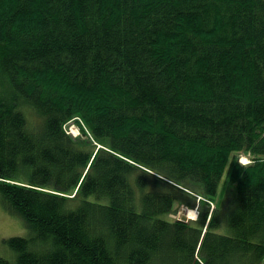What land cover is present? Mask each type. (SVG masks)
Instances as JSON below:
<instances>
[{
	"label": "trees",
	"instance_id": "16d2710c",
	"mask_svg": "<svg viewBox=\"0 0 264 264\" xmlns=\"http://www.w3.org/2000/svg\"><path fill=\"white\" fill-rule=\"evenodd\" d=\"M0 202L15 264H264V0H0Z\"/></svg>",
	"mask_w": 264,
	"mask_h": 264
},
{
	"label": "rangeland",
	"instance_id": "374dc122",
	"mask_svg": "<svg viewBox=\"0 0 264 264\" xmlns=\"http://www.w3.org/2000/svg\"><path fill=\"white\" fill-rule=\"evenodd\" d=\"M69 125H67V127H65V130L68 134H70L71 136H79V131H78V127L77 125L73 122V123H68ZM250 153H242V154H233L231 156L230 162L227 166V170L225 173V178L223 180V185H225V182H227V180H229V176H230V172H231V168L232 166L237 163L240 164L242 166H248L253 162L254 157L249 155ZM207 204V203H206ZM209 206L212 208L214 207V204H209ZM195 212L193 214H191L190 216V212ZM201 211V207L196 210L195 209H190L187 208L184 205H175V212L172 215L167 216V219L169 220H177L179 219L180 215L183 213H186L188 222H193L195 221L192 217V215H196L197 212L200 213ZM198 216V214H197ZM189 217V218H188ZM28 236V231L27 229L24 227V224L22 223L21 219L17 216H14L12 214H10L2 205V203L0 202V257L9 261L11 264H15V255L13 253V251L9 248L6 240H8L11 237H26Z\"/></svg>",
	"mask_w": 264,
	"mask_h": 264
},
{
	"label": "water",
	"instance_id": "95a60500",
	"mask_svg": "<svg viewBox=\"0 0 264 264\" xmlns=\"http://www.w3.org/2000/svg\"><path fill=\"white\" fill-rule=\"evenodd\" d=\"M180 221H182V222H187V217H186V215L182 214V215L180 216Z\"/></svg>",
	"mask_w": 264,
	"mask_h": 264
},
{
	"label": "bare ground",
	"instance_id": "6f19581e",
	"mask_svg": "<svg viewBox=\"0 0 264 264\" xmlns=\"http://www.w3.org/2000/svg\"><path fill=\"white\" fill-rule=\"evenodd\" d=\"M65 131H66V130H65ZM195 212H196V211H195ZM195 212H194V211H193L192 213L190 212V213H189V214H190V216H191V214H193V213H195ZM186 217H187V216H186ZM192 217H193V219H196V218H197V214H196V215H195V214H194V215H192ZM188 218H189V217H188Z\"/></svg>",
	"mask_w": 264,
	"mask_h": 264
}]
</instances>
